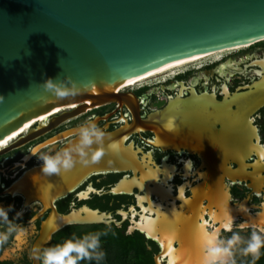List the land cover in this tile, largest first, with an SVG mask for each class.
<instances>
[{"label": "flooded vegetation", "instance_id": "af4514ba", "mask_svg": "<svg viewBox=\"0 0 264 264\" xmlns=\"http://www.w3.org/2000/svg\"><path fill=\"white\" fill-rule=\"evenodd\" d=\"M120 91L134 94L138 119L149 123L133 122L125 102L103 103L0 154V206L12 205L10 219L22 212L15 223L24 229L0 244V264H31V249L49 213L42 211L41 202L26 203L22 193L9 190L26 170L41 165L31 149L61 147L89 116L118 135L120 145H130L137 165L86 174L55 200L59 212L86 205L110 214L119 225L113 221L106 225L142 236L153 264L155 257L160 264H201L205 234L216 231L228 237L239 231L247 237L253 227H264V179H254L257 174L264 176V38ZM168 133L176 143H171ZM6 230L7 225L0 223V232ZM164 244L171 252H164ZM234 259L235 264H264V250L255 260L239 252Z\"/></svg>", "mask_w": 264, "mask_h": 264}, {"label": "water", "instance_id": "95a60500", "mask_svg": "<svg viewBox=\"0 0 264 264\" xmlns=\"http://www.w3.org/2000/svg\"><path fill=\"white\" fill-rule=\"evenodd\" d=\"M262 38L264 0H0V96L4 97L0 100V138L39 117L41 111L73 104L70 110L32 123L2 147L0 154L103 103L125 102L133 122H141L134 94L120 91L130 81L201 52ZM65 76L87 85V90L74 98L51 99L40 85L48 78ZM167 138L176 143L169 133ZM119 139L110 133L106 153L96 163L76 164L70 172L50 177L41 174V165H36L12 184L9 190L22 193L26 203L36 200L42 203V211L49 210L33 247H43L67 225L110 221L119 225L110 214L86 205L63 213L54 205L92 171L135 168L133 150L130 145H120ZM112 143L116 144L114 150L109 148ZM137 228L150 231L146 226ZM167 251L171 252L164 244ZM31 259V264H39L32 255ZM155 264H160L157 257Z\"/></svg>", "mask_w": 264, "mask_h": 264}, {"label": "clouds", "instance_id": "9594fccd", "mask_svg": "<svg viewBox=\"0 0 264 264\" xmlns=\"http://www.w3.org/2000/svg\"><path fill=\"white\" fill-rule=\"evenodd\" d=\"M40 86L46 93H50L51 99L54 100L74 98L88 88L87 85L78 84L70 76L48 78ZM3 98L0 96V100ZM109 138L110 133L99 126L94 117L89 116L73 129L71 138L61 147L48 146L43 151L32 148L31 154L42 162L41 174L46 177L53 174L61 176L70 172L76 164L87 166L98 162L106 153L105 141ZM109 148L114 150L116 144H110ZM191 165L190 161L186 162L188 169ZM254 179L261 180L264 176L257 174ZM11 209L12 205L0 206V223L7 225L6 232H0V244L6 242L12 233L24 231L22 226L15 223V219L22 216V212L17 211L10 219ZM261 216H264V213H261ZM226 227L231 230L230 224ZM244 227L240 225L241 229ZM102 234L104 233L89 232L82 236L73 234L54 246H34L31 255L39 261V264H79L85 259L100 261L105 256L100 239ZM262 250H264V227H253L247 237L242 236L239 231H233L228 237H222L219 232L213 231L203 237L201 264H235L234 256L237 252L255 260L260 257Z\"/></svg>", "mask_w": 264, "mask_h": 264}, {"label": "trees", "instance_id": "16d2710c", "mask_svg": "<svg viewBox=\"0 0 264 264\" xmlns=\"http://www.w3.org/2000/svg\"><path fill=\"white\" fill-rule=\"evenodd\" d=\"M89 232H101L102 250L105 256L102 260H81L79 264H153L151 252L146 248V242L137 232L126 234L123 227L114 224H71L58 231L52 243L54 246L75 234L82 236Z\"/></svg>", "mask_w": 264, "mask_h": 264}, {"label": "bare ground", "instance_id": "6f19581e", "mask_svg": "<svg viewBox=\"0 0 264 264\" xmlns=\"http://www.w3.org/2000/svg\"><path fill=\"white\" fill-rule=\"evenodd\" d=\"M224 50H227V49L208 50L207 52H201V53L189 56L187 58L181 59V61L172 63V64L167 65L165 67H162L160 69H157V70H155V71H153V72H151L149 74L137 77V78L133 79L132 81H130L127 85L128 86L134 85L137 81H142V80L148 79L150 77H154L156 75H161L163 73L169 72L172 69L179 68L182 65H186V64H189V63H193V62H197V61L206 59L209 56H211L213 54H217L219 52H223ZM69 106L71 107V106H73V104H70ZM69 106L63 105V106H58V107H55V108H52V109H48V110H45V111H41L39 113V117L32 118L31 122H29L28 124L21 125V126L15 128V129H13L8 134H6L3 137H1L0 138V149L2 147H4L5 145H8V143H10L12 140L16 139V137H18L21 133L25 132V130L30 125H32V123H35L37 120H39L41 122H44L43 120L46 119L51 114L57 113L61 109H64V108L69 107Z\"/></svg>", "mask_w": 264, "mask_h": 264}, {"label": "snow or ice", "instance_id": "6c2138e0", "mask_svg": "<svg viewBox=\"0 0 264 264\" xmlns=\"http://www.w3.org/2000/svg\"><path fill=\"white\" fill-rule=\"evenodd\" d=\"M171 259V258H170ZM171 264H174V261H171Z\"/></svg>", "mask_w": 264, "mask_h": 264}]
</instances>
